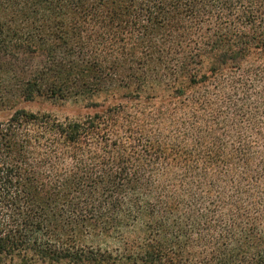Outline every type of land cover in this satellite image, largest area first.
Here are the masks:
<instances>
[{"label":"trees","instance_id":"1","mask_svg":"<svg viewBox=\"0 0 264 264\" xmlns=\"http://www.w3.org/2000/svg\"><path fill=\"white\" fill-rule=\"evenodd\" d=\"M0 264H264V0H0Z\"/></svg>","mask_w":264,"mask_h":264},{"label":"rangeland","instance_id":"2","mask_svg":"<svg viewBox=\"0 0 264 264\" xmlns=\"http://www.w3.org/2000/svg\"><path fill=\"white\" fill-rule=\"evenodd\" d=\"M20 106L32 111L53 112L60 116L75 114L79 108L78 105H75L74 103H59L42 100H37L31 103H22Z\"/></svg>","mask_w":264,"mask_h":264}]
</instances>
